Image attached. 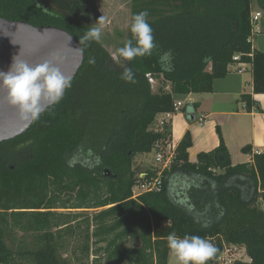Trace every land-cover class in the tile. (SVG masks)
<instances>
[{"label": "trees", "instance_id": "trees-1", "mask_svg": "<svg viewBox=\"0 0 264 264\" xmlns=\"http://www.w3.org/2000/svg\"><path fill=\"white\" fill-rule=\"evenodd\" d=\"M129 1L131 22L133 14L149 12L153 54L125 61L99 42L79 45L83 64L64 99L23 134L0 143V264H71L63 258L66 238L82 218L74 264L92 256L89 264H167L171 232L244 248L250 261L235 264H264V152L233 166L218 129V147L199 153L196 163L188 160L187 132L162 174L161 191L131 199L132 188L158 171L135 176L133 159L171 140L170 121L150 129L157 116L174 114L179 97L210 93L232 57L251 52L252 4L264 11V0ZM91 14L98 21L94 0H0L2 19L57 27L78 44ZM131 38L129 25L126 41ZM169 50L172 70L166 71L159 56ZM242 60L251 63L253 94H264V52L252 50ZM125 66L135 83L120 78ZM147 75L160 81L156 91ZM240 101L251 109L250 95ZM24 152L29 157L23 159ZM241 152L250 154L251 147ZM16 233L32 236V248L24 239L12 248Z\"/></svg>", "mask_w": 264, "mask_h": 264}, {"label": "clouds", "instance_id": "clouds-1", "mask_svg": "<svg viewBox=\"0 0 264 264\" xmlns=\"http://www.w3.org/2000/svg\"><path fill=\"white\" fill-rule=\"evenodd\" d=\"M148 17V10L133 14L130 24L132 38L123 47L116 49L117 58L133 61L153 54L157 44ZM107 23V18L102 16L79 38V45L99 42ZM80 46L75 51L82 57L84 49ZM18 57L13 58L8 71H0V88L7 91V101L17 110L21 121L35 122L50 106L59 104L64 99L66 90L72 87V78L61 70L60 66L65 61L61 50L51 52L48 58L37 64ZM172 60L171 50L159 56V62L166 71L172 70ZM88 63L94 65L95 57H89ZM120 78L125 82L135 83V73L130 67H124ZM96 162H101L99 156L96 157ZM166 239L170 254L176 258V264H208L217 252L214 244L198 235L181 237L171 232Z\"/></svg>", "mask_w": 264, "mask_h": 264}, {"label": "crops", "instance_id": "crops-1", "mask_svg": "<svg viewBox=\"0 0 264 264\" xmlns=\"http://www.w3.org/2000/svg\"><path fill=\"white\" fill-rule=\"evenodd\" d=\"M257 41L258 37L252 45L253 50L264 52ZM243 95L251 96L253 105L249 111L240 101ZM176 101L183 107L167 119L171 123L169 146L175 148L188 132L191 137V147L187 151L190 163H196L199 153L218 147L217 129L233 166L250 163L253 154L264 152V94L252 92L251 67L240 75L231 68L224 78L213 82L210 93L190 94ZM245 146L251 147L250 154L241 152ZM139 157L145 159V156Z\"/></svg>", "mask_w": 264, "mask_h": 264}, {"label": "water", "instance_id": "water-1", "mask_svg": "<svg viewBox=\"0 0 264 264\" xmlns=\"http://www.w3.org/2000/svg\"><path fill=\"white\" fill-rule=\"evenodd\" d=\"M78 47L79 44L60 28L34 27L0 17V71H8L14 57L37 64L51 52L61 50L65 56L61 70L73 79L83 64V56L75 51ZM31 124L19 119L17 110L7 101V91L0 88V143L20 136Z\"/></svg>", "mask_w": 264, "mask_h": 264}, {"label": "rangeland", "instance_id": "rangeland-1", "mask_svg": "<svg viewBox=\"0 0 264 264\" xmlns=\"http://www.w3.org/2000/svg\"><path fill=\"white\" fill-rule=\"evenodd\" d=\"M94 4L98 13V20L104 16L107 18L108 23L103 29L102 38L99 41L100 45L103 46L106 51L113 57V59H116V49L120 48V45L126 41L127 37V30L131 23V12H130V6L131 3L129 0H94ZM252 13H259V26H260V34L258 35V41L257 44L260 49L264 50V11L258 9L255 3L252 4ZM90 25L93 26L97 21L94 18V15L91 14L90 17ZM254 44V43H253ZM245 73V72H244ZM243 73V74H244ZM159 82V83H158ZM160 85V81H155L154 85L152 86L153 91H156L157 88ZM156 120H159L157 117ZM156 122L151 126L150 129L156 128ZM23 159L29 157V154L24 152L23 155H21ZM145 156L143 158L136 156L133 159V170L135 173V176H138L139 174L143 173L145 169L148 168H158L156 163L154 162L155 153L152 151L149 154L143 155ZM22 161V160H21ZM143 176V175H141ZM140 177V176H139ZM179 187V184H178ZM177 187V188H178ZM176 188V187H175ZM174 188V189H175ZM62 211L63 210H57ZM83 219V218H82ZM82 219L80 220L79 225L75 226V233L71 237H67L66 240L69 242V248L67 250V253L63 256V258L68 260L71 264H74L76 257L79 258L80 254L78 252V247L81 246L83 243V231L85 228V225L82 224ZM16 242L12 248H17L18 242L22 239H24V242H26V247L32 248L34 244V239L32 236H22L20 233H16ZM94 240H91V249L94 250L95 246L92 244ZM75 249V254L72 253V251ZM92 254V253H91ZM76 256V257H75ZM93 259V256L90 257V259L85 261V263L89 264ZM243 261L247 260V256L245 255L242 258ZM167 264H176V258L175 256L169 254Z\"/></svg>", "mask_w": 264, "mask_h": 264}, {"label": "built area", "instance_id": "built-area-1", "mask_svg": "<svg viewBox=\"0 0 264 264\" xmlns=\"http://www.w3.org/2000/svg\"><path fill=\"white\" fill-rule=\"evenodd\" d=\"M259 13H251L250 17V34L247 38V43L251 45V52L246 55L235 54L231 59V64L229 68H233L234 73L240 75L247 71L249 67H251V63L247 61H243L242 57L246 56L248 58L252 57V45L254 40L260 34V26H259ZM148 82L151 86L154 85L155 81L147 75ZM183 107L181 102H175L173 105L174 113L179 111ZM172 114H164L165 117H159V120H156L157 124H161L163 121H167V119ZM155 158L154 162L157 165V175L147 181L139 182L132 188V197L131 199L136 200L139 196L145 193H152V192H160L162 189V174L165 170L169 169L173 159H174V148L167 145L166 147L161 146L160 144L155 145L154 149ZM212 244L213 241L209 240ZM215 246V245H214ZM217 252L213 257V264H235L237 262H249V258L247 257L246 261H243L242 258L246 255L245 249L239 246L230 245L225 243L224 241L220 242V245L215 246ZM247 256V255H246Z\"/></svg>", "mask_w": 264, "mask_h": 264}]
</instances>
